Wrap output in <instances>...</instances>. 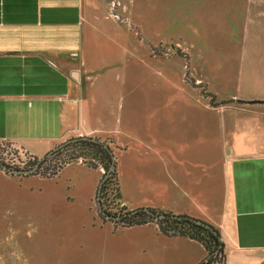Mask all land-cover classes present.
<instances>
[{
  "label": "crops",
  "instance_id": "0c3cea01",
  "mask_svg": "<svg viewBox=\"0 0 264 264\" xmlns=\"http://www.w3.org/2000/svg\"><path fill=\"white\" fill-rule=\"evenodd\" d=\"M106 2L0 0V141L39 158L72 137L104 140L124 207L204 220L219 233L222 264H264V93L245 98L262 99L243 103L255 107L203 103L199 72L188 77L174 55L132 42ZM143 224L166 249L155 264L204 257L199 241Z\"/></svg>",
  "mask_w": 264,
  "mask_h": 264
},
{
  "label": "rangeland",
  "instance_id": "374dc122",
  "mask_svg": "<svg viewBox=\"0 0 264 264\" xmlns=\"http://www.w3.org/2000/svg\"><path fill=\"white\" fill-rule=\"evenodd\" d=\"M106 3L108 16L132 32V42L138 38L144 46L154 44L156 54L174 55L188 77L189 71L199 72L203 103L213 92L214 100L233 98V109L261 106L243 103L262 102L245 98L264 93V0ZM101 26L113 27L109 19ZM0 157L17 169L38 160L31 163L28 154L5 141ZM52 160L47 155L33 171L39 173L13 174L0 167L9 174L0 176V264H155V254L166 249L155 241L151 225L121 226L98 212V171L73 160L51 176L40 175L50 171Z\"/></svg>",
  "mask_w": 264,
  "mask_h": 264
},
{
  "label": "trees",
  "instance_id": "16d2710c",
  "mask_svg": "<svg viewBox=\"0 0 264 264\" xmlns=\"http://www.w3.org/2000/svg\"><path fill=\"white\" fill-rule=\"evenodd\" d=\"M226 101L227 100H219L218 102L222 103ZM209 102L212 105H214L213 103H217L213 102V95H211ZM90 137L91 136H76V139L66 141L53 149L50 152L49 156H52L54 154H62V158L51 166V168L49 169L50 171L44 169L42 170L43 174L40 173V175H44L46 177L51 176L65 162L79 156L95 159V161L87 160L86 162L87 165L92 167L100 165L103 169L101 176L106 173L99 188L100 192L98 191L100 193L98 196V202L100 208L104 210L105 213H117L120 216L116 220L111 219L114 224L128 226L132 224H143L153 221L157 225L158 229L166 235L186 236L199 241L205 250L204 257L200 260L199 264H222V242L220 240L219 233L214 226L204 220L189 216L187 214L174 213L169 210H161L151 207H136L132 209H125L124 206H121L118 210H115L116 212H111L109 210L106 211V208H104V204L101 201L100 195H102V190L107 184L111 183L112 179L114 185L113 198L119 199L113 154L110 146L104 140H100L95 137H92L94 139H90ZM36 159V157H32V160H30L31 163L36 161ZM0 160H2L1 157ZM45 160L46 156H44L39 161L38 167H40L42 162H44ZM2 161L5 162L4 160ZM111 163L113 164V167L111 169H108ZM36 173L39 172L37 171ZM143 208H146L147 211ZM148 211L155 213V215L150 214ZM160 213H162L163 216L157 217V214ZM101 216L103 215L101 214Z\"/></svg>",
  "mask_w": 264,
  "mask_h": 264
},
{
  "label": "water",
  "instance_id": "95a60500",
  "mask_svg": "<svg viewBox=\"0 0 264 264\" xmlns=\"http://www.w3.org/2000/svg\"><path fill=\"white\" fill-rule=\"evenodd\" d=\"M79 137H86V136H79ZM74 139H76V137L69 138V139L65 140L64 142H66V141H71V140H74ZM90 139H94V138L90 137ZM64 142H61V143L58 144L57 146L63 144ZM57 146H54L52 149H50L48 152H46L43 156L39 157L38 160H37L32 166H30V167H28V168H23V169L10 168L9 166H7L5 163H3V162H1V161H0V167H1L3 170H6L7 172H9V173H13V174H27V173H31V172H33V171L37 168L39 161H40L44 156L49 155L50 152H51L53 149H55ZM112 167H113V164L111 163V164L109 165L108 169H111ZM105 175H106V173H104V174L101 176V178H100V180H99V182H98V184H97L96 194H95L96 208H97L98 212H99L100 214H102L104 217L109 218V219H117V218H118L117 216H111V215H108V214H103V211L101 210L100 205H99V202H98V191H99V188H100L101 182H102L103 178L105 177ZM143 209L147 211L146 208H143ZM148 212H149L150 214L155 215V213H153V212H151V211H148ZM162 216H163L162 213L157 214V217H162ZM198 264H199V263H198Z\"/></svg>",
  "mask_w": 264,
  "mask_h": 264
},
{
  "label": "built area",
  "instance_id": "2783aa9c",
  "mask_svg": "<svg viewBox=\"0 0 264 264\" xmlns=\"http://www.w3.org/2000/svg\"><path fill=\"white\" fill-rule=\"evenodd\" d=\"M29 159H32V156L29 155L28 157ZM51 158H53L52 160V164H55L56 162H58L61 158H62V154H54L51 156ZM77 161V162H81V163H85L87 160H91V161H95V159H92V158H84V157H77V158H74L72 160H68L67 162H65L64 164L70 162V161ZM1 162H3L2 160H0ZM6 162V161H5ZM3 162V163H5ZM7 163V162H6ZM5 163V164H6ZM43 163V162H42ZM8 164V163H7ZM6 164V165H7ZM63 164V165H64ZM9 166V165H7ZM101 171L103 172V169L100 165H97ZM111 190H113L110 186V184H107L105 186V188L102 190V195H101V201L102 203L104 204V207L106 209H110V210H118L121 206H123V204L119 201L118 198H113V192H112V195H111ZM111 202V203H110ZM113 204H118L119 206L118 207H113L112 205Z\"/></svg>",
  "mask_w": 264,
  "mask_h": 264
},
{
  "label": "flooded vegetation",
  "instance_id": "af4514ba",
  "mask_svg": "<svg viewBox=\"0 0 264 264\" xmlns=\"http://www.w3.org/2000/svg\"><path fill=\"white\" fill-rule=\"evenodd\" d=\"M104 208H105V207H104ZM101 210H102V209H101ZM105 210H106V211L109 210V211H111V212H112V211H115V210H110V209H105ZM102 211H103V214H108V215H111V216H117L118 218L120 217L117 213H115V214H114V213H105L104 210H102ZM115 212H116V211H115ZM118 218H117V219H118ZM112 220H116V219H112Z\"/></svg>",
  "mask_w": 264,
  "mask_h": 264
}]
</instances>
